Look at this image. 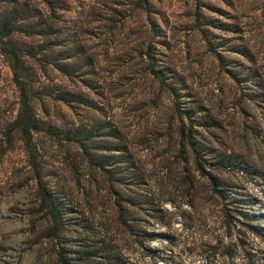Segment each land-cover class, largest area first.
Here are the masks:
<instances>
[{"label":"rangeland","instance_id":"rangeland-1","mask_svg":"<svg viewBox=\"0 0 264 264\" xmlns=\"http://www.w3.org/2000/svg\"><path fill=\"white\" fill-rule=\"evenodd\" d=\"M5 12L0 264H264V0Z\"/></svg>","mask_w":264,"mask_h":264},{"label":"trees","instance_id":"trees-1","mask_svg":"<svg viewBox=\"0 0 264 264\" xmlns=\"http://www.w3.org/2000/svg\"><path fill=\"white\" fill-rule=\"evenodd\" d=\"M6 3H12L15 2V0H3ZM12 15V16H11ZM20 25H17L14 13L7 14L5 12L4 17L2 20H0V47L4 45V39H8V37L14 32V31H20ZM21 32V31H20ZM8 53L10 54L13 64H14V73H13V80L16 85V88L20 95V115L19 122H20V128L24 133L29 132L30 130L35 129V123L32 114L28 110V91L25 89L23 84L19 81V73L18 69L20 67V64L18 63V53L19 49L10 46L9 49H7ZM61 264H67L64 262V259H60Z\"/></svg>","mask_w":264,"mask_h":264}]
</instances>
